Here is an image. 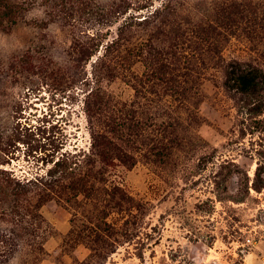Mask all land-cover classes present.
I'll list each match as a JSON object with an SVG mask.
<instances>
[{"label":"rangeland","instance_id":"374dc122","mask_svg":"<svg viewBox=\"0 0 264 264\" xmlns=\"http://www.w3.org/2000/svg\"><path fill=\"white\" fill-rule=\"evenodd\" d=\"M89 1L98 11L120 0ZM9 2L26 3L27 11L0 28V179L42 172L37 157L42 146L49 148L47 138L63 140L67 150H90L85 100L92 87L99 85L120 108L134 104L147 132L153 123L181 118V139L164 164L149 163L136 145L134 167L109 170L111 184L146 205L133 241L120 237L114 253L91 260L89 239L71 235L77 212L51 201L41 209L50 228L39 264H264V108L255 113L251 97L225 85L231 66L264 71V0H174L180 31L153 41L172 50L174 72L162 75L137 62L135 81L90 86L82 81L92 80L93 62L73 61L74 38L95 29L114 36L121 16L99 26L96 14L78 15L76 22L52 17L46 0ZM170 80L195 87V94L175 102L167 95ZM11 208L0 195V264H27L33 256L21 249L2 253L4 243L19 240L9 234ZM111 220L123 223L116 213Z\"/></svg>","mask_w":264,"mask_h":264},{"label":"trees","instance_id":"16d2710c","mask_svg":"<svg viewBox=\"0 0 264 264\" xmlns=\"http://www.w3.org/2000/svg\"><path fill=\"white\" fill-rule=\"evenodd\" d=\"M46 1L52 6L50 16L63 14L73 22L77 21L78 15L81 18L88 13L90 16L96 14L99 26H106L121 16L114 36L109 30L95 29L74 38L71 47L73 61L78 65L93 62L92 80L87 76L82 81L85 85L90 86L89 81L96 85L103 80L120 77L133 82L131 70L137 62L149 63L151 70L162 75L174 72L172 59L168 58L169 55L174 56L172 50H167L163 42H159V47L153 42L159 35L165 36L173 29L180 31V27L175 25L180 13L174 0H161L159 6L152 4L154 0H120L98 11L89 0ZM26 5L0 0V28L5 24H16L27 11ZM136 5L137 10L132 8ZM145 9V16L139 17ZM227 76L226 87L251 97L255 101V113L261 112L264 108V71L237 65L229 68ZM169 83L167 95L175 102L183 104L194 93L192 89L195 87L188 88V84L176 80ZM146 85L139 84L143 89ZM132 86L137 88V85ZM119 106L120 103L99 85L92 87L85 100V113L91 126L90 150L77 147L67 150L63 140L57 144V141L47 138L49 148L42 146L37 157V162H41L44 168L42 172L30 178L7 174L0 179V195L12 207L9 234L19 239L4 243L2 253L10 254L21 249L25 255L33 256L26 260L27 264H39L50 228L41 209L51 201L77 212L72 220L71 235L89 239L86 245L92 253L91 260L114 253L121 242L120 237L133 241L135 233L132 230L139 226L146 205L122 187L111 184L109 170L117 164L134 167L138 158L130 150L136 145L140 146L143 158L149 163L164 164L170 150L181 139V118L179 115L170 116L166 122L153 123L150 133L142 130L140 114L134 104ZM260 169L259 164L257 176ZM115 213L123 217L122 224L111 220Z\"/></svg>","mask_w":264,"mask_h":264}]
</instances>
